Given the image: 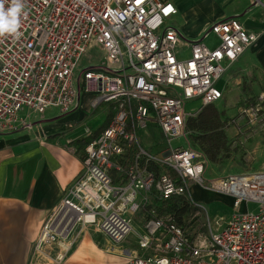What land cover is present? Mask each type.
<instances>
[{
  "label": "built area",
  "instance_id": "2783aa9c",
  "mask_svg": "<svg viewBox=\"0 0 264 264\" xmlns=\"http://www.w3.org/2000/svg\"><path fill=\"white\" fill-rule=\"evenodd\" d=\"M24 11L22 36L0 38V135L30 129L32 116L48 110L78 109L83 91L94 94L93 109L113 111L84 147L81 173L41 224L27 264H64L78 227L94 228L116 245L135 234L140 253L121 264H264V172L206 180L207 161L185 131L188 119L223 98L219 81L259 36L231 18L183 44L168 26L177 15L168 0H26ZM183 45L188 58L180 56ZM93 49L101 58L83 69ZM190 101L202 107L186 113ZM262 106L264 95L242 118L261 123ZM149 128L160 131L161 143H143L140 133ZM92 134L85 128V138ZM182 139L185 145L173 147ZM192 184L232 200L227 223L212 224L202 214ZM173 196L197 209L187 228L147 209ZM139 212L142 230L135 232Z\"/></svg>",
  "mask_w": 264,
  "mask_h": 264
},
{
  "label": "crops",
  "instance_id": "0c3cea01",
  "mask_svg": "<svg viewBox=\"0 0 264 264\" xmlns=\"http://www.w3.org/2000/svg\"><path fill=\"white\" fill-rule=\"evenodd\" d=\"M168 1L177 10V15L168 21V26L176 29L181 39H190L188 43L200 40L211 24L231 18L236 19L249 33L258 35L257 41L225 74L235 72L236 99L238 97L244 107L248 99L257 100L264 95V0ZM183 47L187 51L186 46ZM87 94L84 101L91 99L87 108L97 110L100 106L96 109L91 107L94 94ZM78 109L64 115L56 110L46 111L42 117L32 116L30 129L0 135V264H27L41 224L61 201L65 189L81 173L83 150L78 151L73 143L84 139V134L77 138L70 133L72 128L64 125L54 129L59 121H67ZM105 109L106 116L102 123L97 128H88L92 132L98 131L106 122L110 109L107 106ZM47 114L50 116L47 117ZM242 119L243 123L237 125L240 136L249 130L248 127L244 128L248 123ZM48 122L50 124H43ZM245 138L246 135L243 140ZM260 169L264 170V166ZM143 214L139 212L135 216V232L142 230ZM90 229L94 228L78 227L74 231V247L64 264H121L129 254L140 253L136 237L134 253L123 243H112L96 229L95 233L102 234L105 241L94 242L87 235Z\"/></svg>",
  "mask_w": 264,
  "mask_h": 264
},
{
  "label": "rangeland",
  "instance_id": "374dc122",
  "mask_svg": "<svg viewBox=\"0 0 264 264\" xmlns=\"http://www.w3.org/2000/svg\"><path fill=\"white\" fill-rule=\"evenodd\" d=\"M184 40L187 42H185ZM189 40L190 39H181V42L183 44H187ZM207 42L210 45L215 44V41L212 38ZM182 47L183 46H178V48ZM181 50L182 51L180 52V56L182 58H188L189 52L186 51L184 47ZM100 58L101 53L98 50H90L87 57L83 60V69L90 67V65L88 64L89 61H92L93 64H97ZM234 77L235 72L230 73L229 75L225 74L221 78L219 82V88L223 90L224 87V98L214 104L217 110L223 113V119H226V123L223 126V133L225 135V147L228 149L227 153H225L227 154V156L221 155L219 157V161L223 163L222 165L207 163V171L205 173L206 180H213L225 176L227 174L264 171L260 169V167L264 166V121H262L261 123L258 122L256 124H252L248 121V118L245 117L244 122H247L248 124L244 128L248 127L249 130L245 132L244 135H246V138L245 140H243L244 135L240 136L241 134L240 131L237 129V125L243 123L241 121L242 111L243 109H246V107L242 105V102L241 100L239 101L238 97L236 99L235 81L233 80ZM87 95L88 94L84 91L81 93L79 109L76 111L75 114L68 118L67 121H59L58 125L55 126L54 129L60 128V125L70 127V129L72 128L70 133H73L75 134V136H77V138H80L83 136L85 128L94 129L102 123L106 116V105L100 106L97 110H92L91 108L88 109L87 103L91 99H89L88 102L84 101V97H86ZM201 107L202 106L199 101H190L187 103L185 111L186 113H195ZM262 111H264V106H262ZM49 116L50 115L47 114V117ZM73 117L74 120L70 121V119H72ZM252 117H254V115H252ZM239 119L240 121H238ZM43 124L47 125L50 124V122ZM186 134L187 138H189V133L186 132ZM140 137L144 144H147V142L151 140H153L154 143L162 142L161 133L160 131H158L157 128L147 129V131L140 133ZM183 144L184 139L175 140L174 142H172L173 147L181 145L183 146ZM189 193L193 202L203 207L201 208L202 214H206L207 212L209 219L212 221V224H214L215 221H222V223H227L230 220L231 215H233L235 212L231 205L232 200L228 197H223L215 193L209 192L206 189L204 190L194 184L189 187ZM187 200L190 201L189 198H187ZM253 208V204H250L248 206L249 210H253ZM243 209H245L244 206L242 207V210ZM196 213L197 212L195 211L193 213V216L196 215ZM190 219L191 217L189 218V220ZM202 219L203 218L200 217V219L198 220H192L191 223H201ZM134 229H136L135 223ZM87 235H89L94 242L105 241L104 236L100 233H95L94 229H90ZM134 240L135 234L132 233L123 242V246L133 249L134 251Z\"/></svg>",
  "mask_w": 264,
  "mask_h": 264
},
{
  "label": "trees",
  "instance_id": "16d2710c",
  "mask_svg": "<svg viewBox=\"0 0 264 264\" xmlns=\"http://www.w3.org/2000/svg\"><path fill=\"white\" fill-rule=\"evenodd\" d=\"M256 104V98H250L246 101V108ZM113 111L107 115V120L104 125L96 132H93L91 137L74 141L78 151L91 142L98 134H100L108 125ZM226 119H223V113L217 110L214 105H208L201 109L196 117L190 118L186 122L185 131L189 133V146L202 154L207 163L223 164L219 161L221 155L227 156L228 149L225 147V135L223 126ZM156 211L159 216L172 215L177 224L187 228V221L197 210L190 204L186 198L181 196H173L169 199L158 201L155 206L147 209Z\"/></svg>",
  "mask_w": 264,
  "mask_h": 264
},
{
  "label": "clouds",
  "instance_id": "9594fccd",
  "mask_svg": "<svg viewBox=\"0 0 264 264\" xmlns=\"http://www.w3.org/2000/svg\"><path fill=\"white\" fill-rule=\"evenodd\" d=\"M8 4V7L5 5ZM26 0H0V38L11 36L13 39H19L22 32L21 17L26 16L24 11Z\"/></svg>",
  "mask_w": 264,
  "mask_h": 264
}]
</instances>
